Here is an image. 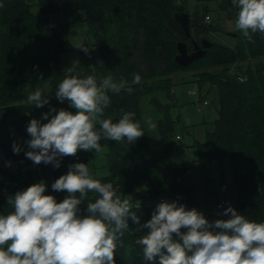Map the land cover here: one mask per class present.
Here are the masks:
<instances>
[{
    "label": "trees",
    "instance_id": "obj_1",
    "mask_svg": "<svg viewBox=\"0 0 264 264\" xmlns=\"http://www.w3.org/2000/svg\"><path fill=\"white\" fill-rule=\"evenodd\" d=\"M195 1L206 8L209 2L216 1L220 11H225L234 22L236 20L238 9L232 0ZM108 3H115L109 18L108 10L103 8ZM188 3V0H0L4 5L0 7V39L8 41L14 49L9 55L12 63L3 67L0 46V147L11 162L6 168L0 165V215L12 210L8 204L10 196L34 183L43 182L46 185L44 194L53 195L57 202L69 195L51 187L56 179L68 172L65 157L59 158V168L51 163H41V172L37 173L36 164L25 155L21 137H29L26 129L32 119L47 123L43 115L51 108L57 112L63 108L75 114L76 110L67 101L61 103L55 97L57 87L66 75L60 54L71 52L74 61H79L74 74L82 78L93 75L98 83L109 75L116 82L115 76L119 74L128 81L126 87L132 88L131 93L126 88L119 93L109 91L110 104L101 118H121L125 112L131 113L145 135L134 143L111 141L110 174L106 177H98L93 171L91 174L102 183L111 182L122 198L131 196L133 206L139 203V208L133 207L131 211L140 218V224L151 219L162 197L185 201L188 210L195 208L209 222L216 217L192 204L195 188L191 183V172L188 167L173 166L170 159L171 153L177 149L174 136L179 140L177 136L180 135L175 132L176 122L171 117L170 75L182 69L193 71L202 84L215 86L218 93L219 116L207 123V140L199 144V158L195 162L204 171L212 159L223 161L228 158L239 213L256 222H264V34L250 33V42L242 32L234 30L231 34L235 38L234 45L213 41L204 57L183 67L175 58L178 42L185 41L189 51H193L192 39L200 42L215 28V18L209 23L202 21L212 10L206 9L201 14L197 6L192 15L187 10ZM81 11L85 12L88 33L93 32L92 45L97 46L101 55L99 65L90 49L85 53L68 40L67 24L55 22V18L62 17V14L73 17L72 12ZM183 12L191 17V38L175 18V14ZM108 20L117 31L113 43L106 36ZM156 25L161 26L160 29ZM34 26L36 28L31 29ZM30 40H40L32 54L25 47V41ZM136 73L143 82L133 83ZM45 83L52 85L49 97L44 91ZM36 89H40L43 97L49 100L42 108L27 103L28 95ZM144 100L160 113V149L150 147L143 125ZM14 143L21 148L19 153H14ZM87 154L84 152L83 156ZM13 165L15 170H11ZM89 199L94 201L95 193H89V198L81 205L82 215L86 214ZM128 224L129 229L122 237L123 246L118 243L116 264H159L158 257L155 262L143 260L142 246L137 243L149 230L134 231L139 225L131 218Z\"/></svg>",
    "mask_w": 264,
    "mask_h": 264
},
{
    "label": "clouds",
    "instance_id": "obj_2",
    "mask_svg": "<svg viewBox=\"0 0 264 264\" xmlns=\"http://www.w3.org/2000/svg\"><path fill=\"white\" fill-rule=\"evenodd\" d=\"M232 3L238 9L235 30L250 42L251 34H264V0ZM80 48L89 52L87 47ZM78 64L74 61L66 70L55 92L56 99L67 101L75 114L51 108L43 115L47 123L32 119L27 126L31 139L26 143L31 150L25 155L37 165L51 163L59 168V158L75 156L78 150L102 153V138L134 143L145 135L131 113L125 112L115 122L101 119L110 104L109 91L119 93L126 88L132 92L126 81L114 82L111 75L99 83L93 75L82 78L74 74ZM133 83H141L139 73ZM27 103L42 108L49 100L36 89L28 95ZM13 151L19 153L21 148L14 143ZM51 187L69 195L57 202L53 195L44 194L46 185L40 182L8 198L12 210L0 215V264H116L118 243L123 246L129 218L139 225L134 231L149 230L137 240L145 261L155 262L158 257L159 264H264V222L251 220L230 205L220 214L229 219L209 222L195 208L161 201L151 219L140 224L131 211L139 208V203L133 206L131 196L122 198L111 182L95 179L88 164L70 165ZM89 193H95V199H89L82 215L81 205Z\"/></svg>",
    "mask_w": 264,
    "mask_h": 264
},
{
    "label": "rangeland",
    "instance_id": "obj_3",
    "mask_svg": "<svg viewBox=\"0 0 264 264\" xmlns=\"http://www.w3.org/2000/svg\"><path fill=\"white\" fill-rule=\"evenodd\" d=\"M128 1L129 0H127V2ZM134 1L135 0H132V2ZM188 1L187 10L192 15L197 6L199 7L201 14H204L206 9L212 10L209 14L212 18H215L213 23L215 28L208 33V36L205 35L208 37L207 39L225 45L235 44V38L231 35L235 30V22L232 18L227 16L228 14L225 11L223 12L218 9V2L211 1L206 8L202 3H199L198 5L195 4V0ZM114 5L115 3H108L103 7L105 10H108V18ZM220 13L221 15L219 16ZM72 14L75 16H65V14H62V17L55 18V22L57 24L60 22L62 24H67V38L73 46H84L87 41L86 47L94 54L95 63L98 65L101 64L102 60L98 48L97 46L92 45L93 32L88 33V24L84 21L85 12H72ZM202 21L205 23L204 19H202ZM156 26L159 27L158 25ZM35 28L36 26L31 29ZM107 32V39L110 43H113L117 31L114 29V25H109V20ZM38 44H40V40L25 41V47L29 49L30 54L37 50ZM0 46H2L3 52V63L1 65H3V67L10 65L13 60L10 59L11 56L9 55L14 52L13 47L8 41H3L2 39H0ZM60 60L64 70L73 66L74 58L71 52H62L60 54ZM170 76L172 79V98L169 101L173 105L171 109V117L176 122L175 132L181 135L179 140H176L174 136V141L177 143V149L171 153L170 159L173 166L180 169L188 167L191 172V183L195 188V191L193 190L194 195L192 204L205 212L214 214L217 202L225 200L226 208L230 205L239 213L236 187L233 182V172L228 158H225L223 161L215 158L212 159L207 169L204 171H202L198 163L195 162V160L199 158V144L204 143L207 140V123L219 116L217 112V108L219 107L217 88L215 86L212 87L209 83L202 84L199 81V78H197L191 70H176ZM121 78L124 80V76L119 74L116 75V82L119 83ZM141 82H143L142 79ZM148 82H150L149 79ZM126 83L128 84V81ZM44 91L49 97L52 94V85L50 83H45ZM205 100L208 101V103L205 104ZM142 106L143 125L148 136L150 147L152 149H160L161 136L158 126L160 113L154 105L149 104V102L145 100L142 102ZM96 127L99 129L100 126L97 125ZM11 131L14 132V128H11ZM21 139L23 144L28 147L26 141L30 140L31 136L29 135L28 138L21 137ZM102 140L104 139L102 138L100 143L103 152L100 154H96L94 151L81 150L82 155L84 152L88 153L87 156H83L81 163L88 164L90 172L93 171L98 177H106L110 174L108 157L111 151V140H104V142ZM0 154L6 157V154L1 147ZM216 217L213 218V221L230 218V216Z\"/></svg>",
    "mask_w": 264,
    "mask_h": 264
},
{
    "label": "water",
    "instance_id": "obj_4",
    "mask_svg": "<svg viewBox=\"0 0 264 264\" xmlns=\"http://www.w3.org/2000/svg\"><path fill=\"white\" fill-rule=\"evenodd\" d=\"M175 18L178 20L182 28L185 30L188 37H192L191 34V17L189 13L183 12L175 14ZM194 46L193 51H189L188 44L185 41L178 42V53L176 54V61L183 67H188L193 64L196 60L204 57L207 51L213 44V41L207 38H202L200 42H197L195 39H192ZM120 119L115 117L113 122Z\"/></svg>",
    "mask_w": 264,
    "mask_h": 264
},
{
    "label": "built area",
    "instance_id": "obj_5",
    "mask_svg": "<svg viewBox=\"0 0 264 264\" xmlns=\"http://www.w3.org/2000/svg\"><path fill=\"white\" fill-rule=\"evenodd\" d=\"M212 20V17L211 15L208 13L206 16H205V22H211ZM240 79L243 81L244 78L243 77H240ZM204 103H208V101H204ZM177 138H181V135H178ZM25 149V152L27 151H30L31 149L27 146L24 147ZM83 158V155H82V152L81 150H78L77 154L75 156H66L65 159H66V166H67V170H69V166L72 165V164H75V163H81V160ZM0 165L2 168H6L7 165H8V160L7 158L0 154ZM11 170H15V165H13L11 167ZM35 171L37 173H40L41 172V165H37L35 166ZM159 201H167L169 203H172V202H177L178 204L181 203L183 205H185V207H187V203L185 201H178L176 198H173V197H162L159 199ZM226 209V201L225 200H220L217 202V206H216V211L214 212V214L216 216H220V217H224L223 215H220L221 213H223V211Z\"/></svg>",
    "mask_w": 264,
    "mask_h": 264
},
{
    "label": "crops",
    "instance_id": "obj_6",
    "mask_svg": "<svg viewBox=\"0 0 264 264\" xmlns=\"http://www.w3.org/2000/svg\"><path fill=\"white\" fill-rule=\"evenodd\" d=\"M195 4H197V5H198V3H197V2H195Z\"/></svg>",
    "mask_w": 264,
    "mask_h": 264
}]
</instances>
